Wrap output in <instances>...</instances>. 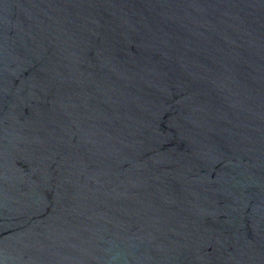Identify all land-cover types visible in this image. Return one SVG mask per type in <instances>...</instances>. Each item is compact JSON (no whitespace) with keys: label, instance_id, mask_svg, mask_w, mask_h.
I'll list each match as a JSON object with an SVG mask.
<instances>
[{"label":"water","instance_id":"water-1","mask_svg":"<svg viewBox=\"0 0 264 264\" xmlns=\"http://www.w3.org/2000/svg\"><path fill=\"white\" fill-rule=\"evenodd\" d=\"M0 264H264V0H0Z\"/></svg>","mask_w":264,"mask_h":264}]
</instances>
